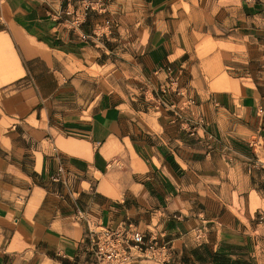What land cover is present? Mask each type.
Segmentation results:
<instances>
[{"label": "crops", "instance_id": "1", "mask_svg": "<svg viewBox=\"0 0 264 264\" xmlns=\"http://www.w3.org/2000/svg\"><path fill=\"white\" fill-rule=\"evenodd\" d=\"M82 1L0 0V264H264V0Z\"/></svg>", "mask_w": 264, "mask_h": 264}, {"label": "built area", "instance_id": "2", "mask_svg": "<svg viewBox=\"0 0 264 264\" xmlns=\"http://www.w3.org/2000/svg\"><path fill=\"white\" fill-rule=\"evenodd\" d=\"M93 5V0H83L81 5L65 9V14L71 16L74 26L80 27L94 9ZM105 26L112 29L117 26V23L106 19ZM101 36L103 34H84L83 38L96 41L101 40ZM78 216L83 218L87 224L86 236L91 243L93 264H127L135 255L144 254H150L162 264L174 262L175 253L169 241L159 244L157 239L152 236L147 237L133 222L112 228L104 225L100 220L81 214ZM160 255H162L161 258Z\"/></svg>", "mask_w": 264, "mask_h": 264}, {"label": "rangeland", "instance_id": "3", "mask_svg": "<svg viewBox=\"0 0 264 264\" xmlns=\"http://www.w3.org/2000/svg\"><path fill=\"white\" fill-rule=\"evenodd\" d=\"M256 63H258V62L256 61ZM242 67H243L242 69H245V66H244V65H242ZM225 70H227V68H225ZM225 70H224V71H225ZM257 70H261V69L258 68ZM253 71H255V69H254ZM249 72L251 73L252 71H249Z\"/></svg>", "mask_w": 264, "mask_h": 264}]
</instances>
